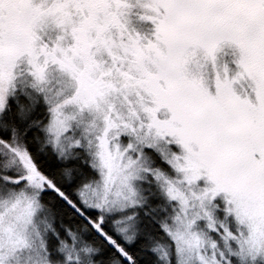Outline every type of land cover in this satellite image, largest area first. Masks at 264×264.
<instances>
[{"label":"snow or ice","instance_id":"obj_1","mask_svg":"<svg viewBox=\"0 0 264 264\" xmlns=\"http://www.w3.org/2000/svg\"><path fill=\"white\" fill-rule=\"evenodd\" d=\"M0 264H264V0H0Z\"/></svg>","mask_w":264,"mask_h":264}]
</instances>
